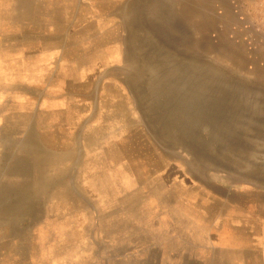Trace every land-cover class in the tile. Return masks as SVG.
<instances>
[{"label":"rangeland","instance_id":"1","mask_svg":"<svg viewBox=\"0 0 264 264\" xmlns=\"http://www.w3.org/2000/svg\"><path fill=\"white\" fill-rule=\"evenodd\" d=\"M200 208H264V0H0V264H220Z\"/></svg>","mask_w":264,"mask_h":264},{"label":"crops","instance_id":"2","mask_svg":"<svg viewBox=\"0 0 264 264\" xmlns=\"http://www.w3.org/2000/svg\"><path fill=\"white\" fill-rule=\"evenodd\" d=\"M200 209L217 236L209 251L224 255L220 264H264V208Z\"/></svg>","mask_w":264,"mask_h":264}]
</instances>
